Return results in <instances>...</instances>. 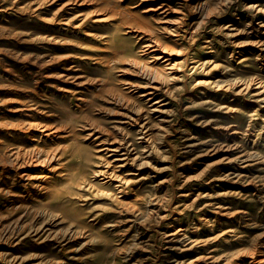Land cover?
I'll use <instances>...</instances> for the list:
<instances>
[{
  "label": "rangeland",
  "instance_id": "rangeland-1",
  "mask_svg": "<svg viewBox=\"0 0 264 264\" xmlns=\"http://www.w3.org/2000/svg\"><path fill=\"white\" fill-rule=\"evenodd\" d=\"M0 1V7H9L12 0ZM36 1L31 0V7ZM111 1L131 9L143 20L140 24H152L153 35L170 52L165 58L175 62L174 81L162 78L168 68L160 51L146 45L154 38L151 34L137 36L130 26L116 30L115 22L113 28L86 24L83 29L91 34L87 36L63 22H48L60 0L31 8V43L2 38L0 27L2 261L17 254L21 264H32L39 259L31 254L40 253L53 258L51 264H224L231 255L238 263L240 251L241 264H264L246 252H264V88L254 87L259 81L264 85V26L259 25L264 23V0H172V10L177 11L160 15L162 0ZM251 4L262 9L255 12ZM27 21L26 15L11 10L0 13V25L23 26ZM232 28L238 31L234 35ZM110 43L124 44L130 60L97 63L93 51L101 53L99 48ZM71 63L75 65L69 67ZM83 70L94 78L109 74L118 94L97 95L95 83L78 85L75 76ZM234 79L238 82L233 88L247 82L249 90L226 88ZM153 84L168 101L174 127L164 137L163 155H154L145 169L146 178L133 183L131 192L116 193L114 184L101 182L93 173L103 166V151L87 116L110 130L102 137L136 138L135 124H128L126 117L136 107L147 106L141 93ZM78 95L84 98L76 99ZM62 110L77 121L76 140L92 159L83 172L97 186L94 192L75 188L77 196L62 204L73 213L55 218L53 227L80 233L59 242L37 239L33 229L55 206L46 187L62 182L59 172L76 162L64 151L73 137L46 135L31 122L56 124ZM217 124H233L239 133L236 138L223 135L214 129ZM214 143L226 147L217 154L202 153ZM52 147L62 151L61 157L34 169L18 165L12 153ZM179 229L181 236L171 234Z\"/></svg>",
  "mask_w": 264,
  "mask_h": 264
},
{
  "label": "bare ground",
  "instance_id": "bare-ground-1",
  "mask_svg": "<svg viewBox=\"0 0 264 264\" xmlns=\"http://www.w3.org/2000/svg\"><path fill=\"white\" fill-rule=\"evenodd\" d=\"M49 1H55V0H37L36 2H34L32 7H31V0H27L25 3H22V1L20 0H12L9 3V7H7L8 5L5 7L1 5L2 7H0V13L3 16L6 15V13L9 10H11L17 14L26 15V17L28 18L27 24L25 25L22 24L23 26L17 25L15 22L9 25H6L5 23L4 25L3 24L0 25V27L3 30L1 32L2 38L12 39V40L15 39V40H20L23 42L31 43V8L33 9H40L42 7L46 8L49 5L48 4ZM171 1L172 0H162L161 1V3L159 4L161 9L158 12V15H160L161 13L168 12L173 9L171 5ZM87 4H91L94 7L91 10L85 11L83 7L87 6ZM250 6L254 7L255 12H259L262 9L261 6H257L255 4H251ZM172 11H177V9H174ZM138 18L139 19L136 18V14L131 9H127V6L121 7L120 4H118L117 2L113 3L111 0H100V1L98 0H60V2L58 3V7L52 10V16L47 21L51 23L63 22L67 24L68 26L76 27L78 28V30H82L84 34L87 36L91 34L87 29H83L85 28L86 24H91V25H97V24L110 25L111 24L113 28L114 23L116 22L117 23L115 26L116 30H121L125 26H130L132 30L137 31V36L138 35L144 36L147 34H151L154 38L149 37L150 41L146 45L152 47L153 49L159 50L160 57L165 58L166 56H168L170 52L168 51L167 48H162L161 46L162 40L160 39V37L153 35L156 33H155V30L154 31L152 30V27H153L152 24L150 27H147L143 24H140L139 21L142 19L140 17ZM42 19L45 20L46 18L44 17ZM259 25L264 26L263 21L259 22ZM261 31H264V30H261ZM236 32H238L237 29H234L230 32V35H234ZM105 40H108V39H105ZM257 41L260 42L261 44V39ZM263 46L264 44L261 47ZM99 50L101 51V53L106 52L107 54L104 56H101L99 55L101 54L100 52H97L94 50L93 56L97 63H101V64L102 63H108V64L113 63L114 64V63L123 62L124 59L130 60V57H129L130 52L128 51V49L126 48L124 44L117 45L114 43H110L108 44L107 48H104V49L99 48ZM164 60L166 61L168 71L165 72V75L162 78L166 82L174 81L177 78L174 72V67H176L175 62L171 63V61H169L168 58H165ZM74 65H75L74 63H71L68 66L71 67ZM75 77H76V80H75L76 83L81 86L86 85V84H94V83L97 84L96 88L99 89V93L97 95L103 96L105 95V93H110V95L118 94L115 86L112 84L113 78L109 74H102L100 77L94 78V77L89 76V74L85 73V70H83L79 72V74ZM236 82H238V80L234 79L233 82H228L225 84V86L226 88H232L233 91L238 92V93H241V91L249 90L250 83H247V82L239 83L236 85L235 88H233ZM255 85L256 86L254 87H257V89L259 90L260 88H264L262 81L255 82ZM160 89L161 88L159 87L158 84H153L147 87L146 89H144V91L141 94L144 97L143 99L146 101L147 106L145 107L141 105V106L136 107L133 110V112H131V114L127 115L126 117L127 118L126 121L128 124L130 123L135 124L134 128L136 129L137 132L134 134V137L136 136V138H133V137L129 138L125 134H122L121 136L113 134V137H109V136L102 137L101 133L103 132L108 133V131L110 130L99 124H96L95 120L92 118V116H90L91 114L87 116L88 120H90L89 124L90 125L94 124V126H92L94 127L92 129L93 131L92 136L94 137L93 139L98 141L99 144H101L100 150L103 151V153L99 154V156H101L100 161L102 162L103 166L96 169L93 173L97 175L96 177H98L101 182L103 183L109 182L111 184H114L117 190L115 191L116 193L125 194V193L131 192L133 190V187H132L133 183H139L140 181L146 178V174H148V172L145 173V169L151 165L153 156L160 155V154L163 155L164 137L166 136V133L170 132L172 127H174L173 126L174 118L171 116V114H168V112L171 109L167 107L168 101H166V99L162 97V94H160ZM166 90H168V87L166 88ZM260 95L261 94L259 92V96ZM83 98H84L83 96L78 95L76 99H83ZM95 105H99V104H95ZM61 112H62L61 117H60L61 120L57 122L56 124L54 123L41 124V122L39 121L31 122L32 126L42 128L41 129L42 133L44 132L46 135H52L54 133H61V136L63 137H69V136L73 137L71 138L70 142L66 144V146L64 147V151H70L71 156L77 158L76 162H74L73 164H70L68 167L62 169L59 172L62 176L61 178L63 179L62 182L56 185L50 184L46 187V190L49 196L51 197V199H53L55 206L53 210L50 211V213H47L46 215L47 217L43 220L44 223L45 221L46 222L48 221L49 224H44L41 222L40 225H35L33 229L36 236H38L37 239L45 240L47 238H50V239L52 238V239H57L56 241H59V242L63 240H68V239L70 240L72 237L75 238V235H77L78 233L76 228L72 229L70 227L71 228L70 230L63 229V228L62 230L60 229L57 230L53 227L52 225L53 223L51 222L55 218H61V216L62 217L70 216L73 213L70 209L65 208V206H63L62 204L65 203L67 200H71L74 196H77L78 192L76 191L75 188L87 189V190H90V192H94L97 186L96 183L92 182L91 181L92 179L89 180L86 173L83 172L85 167H89V165L92 162V159L89 157V154L87 151H85L84 147H82L81 142L76 140L78 138V134L76 133L77 131L76 122L77 121L73 120L69 112H66L65 110H62ZM152 116H154L156 120L152 121ZM232 125L222 126V125L217 124V126L216 125L214 126V129H216L217 132L222 133L223 135L225 134L231 138H236L239 131L235 129V127ZM90 133L91 132H89L88 135H90ZM227 145H229V143ZM235 146L236 145H234V147ZM225 147L226 146L224 145L222 146V144L218 145L214 143L213 145H211V147L205 148L202 151V153L203 154L211 153V155L217 154V152L219 153V151ZM12 153L18 165L20 164L22 166H25V165L31 164V168L33 169L34 167L39 166V165H46L49 162H51L53 159L59 158L62 155V151L57 150L56 147H52L50 149H45V150H41L40 148L38 149L31 148V151L30 150L22 151V149H14ZM229 158L230 159L228 160L232 159L231 157ZM32 178H34V176L31 173V183H33ZM187 179L188 177L185 178V180ZM58 185H61V186H58ZM35 208H36V205L34 203L31 204V211H33ZM60 213H63V214L60 215ZM231 213L232 212L228 211L227 215L231 216L232 215ZM74 222H75L74 220L71 221L72 224ZM78 228H80V226H78ZM176 231H178L177 234H175ZM176 231L172 232L171 234L177 237L183 234V232L180 229ZM253 250H256V249H253ZM246 252L247 254L252 253V260L258 261L259 263H264V252L263 251L260 252V254H258L259 256H256V251H246ZM237 254H238L237 255L238 260L240 261L239 256H241L242 254L240 251H238ZM31 255H33V258L39 259V261L33 262L32 264H51V262L53 261V258L45 256L44 254L41 255L40 253L39 254L33 253ZM208 258L214 259V258H219V256L214 257L210 255L208 256ZM22 260L23 258L21 255L10 254L6 256L5 261H2V254H0V264H6V263L21 264ZM239 261L237 263V261L233 260L232 255H231V256H227V261H225L224 264L226 262L227 263L229 262L228 264H241V262Z\"/></svg>",
  "mask_w": 264,
  "mask_h": 264
}]
</instances>
